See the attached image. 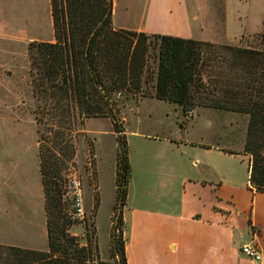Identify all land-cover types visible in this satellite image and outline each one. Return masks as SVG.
Returning a JSON list of instances; mask_svg holds the SVG:
<instances>
[{
	"label": "trees",
	"instance_id": "obj_1",
	"mask_svg": "<svg viewBox=\"0 0 264 264\" xmlns=\"http://www.w3.org/2000/svg\"><path fill=\"white\" fill-rule=\"evenodd\" d=\"M49 3L53 40L27 45L48 248L0 243V264H106L99 259L94 226L84 223V243L70 231L76 220L62 197L76 126L93 116H107L117 140L110 257L126 264L122 210L131 165L117 92L178 104L184 118L196 106L246 114L248 180L264 191V20L257 46H237L115 28L113 0ZM151 48L156 50L153 61L148 60ZM144 84L152 90L146 92ZM98 203L94 196L95 209Z\"/></svg>",
	"mask_w": 264,
	"mask_h": 264
},
{
	"label": "crops",
	"instance_id": "obj_2",
	"mask_svg": "<svg viewBox=\"0 0 264 264\" xmlns=\"http://www.w3.org/2000/svg\"><path fill=\"white\" fill-rule=\"evenodd\" d=\"M120 1L113 0L115 28L220 44L241 46L244 36L261 32L264 20V0H205L206 6L204 0ZM46 2L50 14L49 0ZM134 15L137 17L132 19ZM3 27L28 33L27 27L14 28L0 19V29ZM145 98L156 97L130 96L121 112L125 106H139ZM206 108L217 116L227 111L238 113L196 106L185 125L179 126L181 132L139 135L148 138L141 145L147 155L136 164L145 173L143 179L136 180L132 170L122 210L126 264H250L240 244L251 241L264 250V191L255 190L248 180L250 156L243 152L244 140L232 148L210 140L200 129L189 135ZM94 140L100 195L97 232L103 187L109 189L111 197V211L105 218L109 248L106 254L99 251V258L106 260L110 258L116 152L111 165L103 166L98 138ZM130 163L134 169L131 159ZM241 164L245 167L243 176L237 173ZM74 225L71 232L83 240L82 227L77 232ZM0 243L48 248L36 133L31 144L5 149L0 156Z\"/></svg>",
	"mask_w": 264,
	"mask_h": 264
},
{
	"label": "rangeland",
	"instance_id": "obj_3",
	"mask_svg": "<svg viewBox=\"0 0 264 264\" xmlns=\"http://www.w3.org/2000/svg\"><path fill=\"white\" fill-rule=\"evenodd\" d=\"M117 1L121 3L120 0ZM203 2H200L201 5L206 6L205 0ZM119 12L117 8L116 20L119 18ZM0 15H2L0 19L8 21L9 24L12 23L14 28L27 27L28 30V33H25L19 30L11 31L9 27L6 28L7 30L4 27L0 29V156H2L5 149L19 148L22 143L31 144L35 133L38 139L37 124L33 113L35 99L29 84L27 45L32 40H53V33L46 0H37V3L30 0H0ZM135 17L137 16H131L132 19ZM194 35L196 37V34ZM257 35L244 36L241 46H257ZM155 52L154 48L149 50L148 60H155ZM143 88L146 92L152 90L151 84H144ZM139 95V92L135 96L132 93H121L117 96L118 104L122 107L126 104L128 97L134 96L137 99ZM137 105L125 106L121 116L126 123L125 134L129 161L131 159L134 164V169L131 166V173L133 170L132 175L135 179L142 180L145 173L141 166L137 169L136 164L139 165L144 155H147V151L145 152L141 145H145L148 138H142L139 135L162 131L172 134L179 133L181 129L178 122L181 119H189L193 112L192 115L188 114L187 118L178 117L182 114L177 104L156 98H145L139 106ZM200 115V121L189 129V135L196 134L200 129L214 142L232 148L241 146L245 136L246 114L227 111L217 116L216 112L206 108ZM111 125L107 116H93L85 120L83 124H77L74 133L75 153L67 161V166L63 171L64 175L69 171H75L81 179L84 217L75 219V225H72H74L73 230L77 232H79L78 228L82 227L83 240L85 222L90 228L94 226L96 229L95 215L100 204L94 137H97L99 141L97 150L102 165L110 166L117 148V140ZM237 173L244 175L243 164L237 167ZM94 196H99L96 209ZM110 211V191L105 186L99 216H97L98 232L96 231L98 250L103 254H106L109 248L105 218ZM103 261L106 264H115L111 257Z\"/></svg>",
	"mask_w": 264,
	"mask_h": 264
},
{
	"label": "built area",
	"instance_id": "obj_4",
	"mask_svg": "<svg viewBox=\"0 0 264 264\" xmlns=\"http://www.w3.org/2000/svg\"><path fill=\"white\" fill-rule=\"evenodd\" d=\"M119 95L120 92H117L116 96ZM62 197L69 202V212L72 219L84 217L82 185L77 172L69 171L65 174ZM81 242L84 243L85 240H81ZM239 249L249 260L250 264H264V250L258 247L256 243L251 241L242 242Z\"/></svg>",
	"mask_w": 264,
	"mask_h": 264
}]
</instances>
